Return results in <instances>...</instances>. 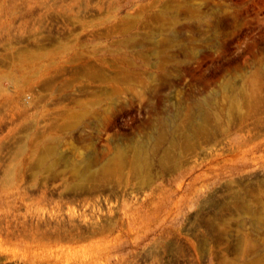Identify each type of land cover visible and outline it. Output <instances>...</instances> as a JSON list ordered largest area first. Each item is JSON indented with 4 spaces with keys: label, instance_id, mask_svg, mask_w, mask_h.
I'll list each match as a JSON object with an SVG mask.
<instances>
[{
    "label": "rangeland",
    "instance_id": "obj_1",
    "mask_svg": "<svg viewBox=\"0 0 264 264\" xmlns=\"http://www.w3.org/2000/svg\"><path fill=\"white\" fill-rule=\"evenodd\" d=\"M38 240L264 264V0H0V242Z\"/></svg>",
    "mask_w": 264,
    "mask_h": 264
},
{
    "label": "bare ground",
    "instance_id": "obj_2",
    "mask_svg": "<svg viewBox=\"0 0 264 264\" xmlns=\"http://www.w3.org/2000/svg\"><path fill=\"white\" fill-rule=\"evenodd\" d=\"M34 56L35 55L33 54L32 57ZM201 130L203 131V129ZM114 169L115 167L113 166V164H106L100 170V173H102L103 175H109L110 173L114 172ZM7 252L11 255L12 258H24V264H80V255L77 249L69 248L66 250L49 252V250H46V248H44L41 240L36 241L34 246L28 247V249H25L22 253L17 248H5L4 245L0 242V256ZM52 257H54V260Z\"/></svg>",
    "mask_w": 264,
    "mask_h": 264
}]
</instances>
